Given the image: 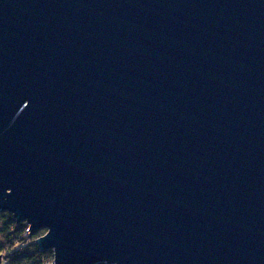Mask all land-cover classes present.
<instances>
[{"label": "water", "instance_id": "obj_1", "mask_svg": "<svg viewBox=\"0 0 264 264\" xmlns=\"http://www.w3.org/2000/svg\"><path fill=\"white\" fill-rule=\"evenodd\" d=\"M0 212L52 264H264V0H0Z\"/></svg>", "mask_w": 264, "mask_h": 264}, {"label": "trees", "instance_id": "obj_2", "mask_svg": "<svg viewBox=\"0 0 264 264\" xmlns=\"http://www.w3.org/2000/svg\"><path fill=\"white\" fill-rule=\"evenodd\" d=\"M0 261L4 264H44L52 261V251H39L35 240L45 231L27 233L25 223H16L7 212H0ZM104 264V263H100Z\"/></svg>", "mask_w": 264, "mask_h": 264}, {"label": "built area", "instance_id": "obj_3", "mask_svg": "<svg viewBox=\"0 0 264 264\" xmlns=\"http://www.w3.org/2000/svg\"><path fill=\"white\" fill-rule=\"evenodd\" d=\"M26 232H27V233L30 232L29 228L26 229ZM44 264H52V261L46 262V263H44Z\"/></svg>", "mask_w": 264, "mask_h": 264}, {"label": "rangeland", "instance_id": "obj_4", "mask_svg": "<svg viewBox=\"0 0 264 264\" xmlns=\"http://www.w3.org/2000/svg\"><path fill=\"white\" fill-rule=\"evenodd\" d=\"M9 214V213H8ZM11 215V214H10ZM12 216V215H11ZM0 227H1V224H0ZM52 261H53V259H52ZM0 264H4L3 262H0Z\"/></svg>", "mask_w": 264, "mask_h": 264}, {"label": "bare ground", "instance_id": "obj_5", "mask_svg": "<svg viewBox=\"0 0 264 264\" xmlns=\"http://www.w3.org/2000/svg\"><path fill=\"white\" fill-rule=\"evenodd\" d=\"M29 228V227H28ZM1 262V261H0Z\"/></svg>", "mask_w": 264, "mask_h": 264}]
</instances>
